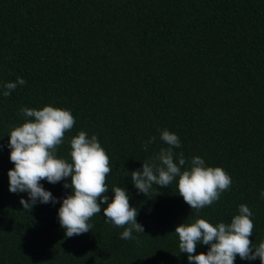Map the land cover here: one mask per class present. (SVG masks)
Segmentation results:
<instances>
[{
	"label": "trees",
	"instance_id": "1",
	"mask_svg": "<svg viewBox=\"0 0 264 264\" xmlns=\"http://www.w3.org/2000/svg\"><path fill=\"white\" fill-rule=\"evenodd\" d=\"M17 78L26 84L3 96L2 85ZM46 104L75 119L56 155L71 162L70 139L96 135L112 169L109 201L114 186L125 187L145 233L121 239L124 229L106 222L103 204L90 231L67 237L58 209L71 177L42 180L57 202L30 211L20 203L27 192L9 191L10 129L24 122L22 108ZM158 128L180 138L175 153L231 177L199 213L175 182L145 196L131 181V171L167 147ZM262 191L264 0H0V264H189L175 227L190 215L229 223L241 204L253 213L249 239L258 245ZM209 247L198 243L196 254ZM234 264L261 262L237 255Z\"/></svg>",
	"mask_w": 264,
	"mask_h": 264
},
{
	"label": "clouds",
	"instance_id": "2",
	"mask_svg": "<svg viewBox=\"0 0 264 264\" xmlns=\"http://www.w3.org/2000/svg\"><path fill=\"white\" fill-rule=\"evenodd\" d=\"M24 84L26 81L22 78L3 84V96H9L17 85ZM21 114L25 117L24 122L12 127L8 134L10 160L14 164V168L8 170V177L10 192L28 194L29 199H20L23 209L30 211L38 201L55 204L57 198L43 187L41 181L56 184L71 177L70 184L65 181L63 185L66 189L71 188V192L62 198L58 209L60 226L67 237L90 231L92 225L88 221L101 212L103 204L107 205L103 208L106 222L124 229L120 233L121 239H133V231L145 233L144 226L137 221V208L129 203L125 187L114 186L111 189L114 195L109 201L106 177L112 169L96 135L89 138L85 131H79L73 136L69 162L56 153L65 133L75 124L71 112L46 104L40 109L24 107ZM157 130L167 147H161L150 162H143L141 169L131 171V181L138 192L147 196L154 185L169 187L175 182L178 194L193 209L192 213H199L229 189L232 180L222 167L206 166L200 156L186 160L182 152L173 151V148L181 147L180 138L167 128ZM155 140V136L150 137L142 145L144 150L147 151L148 145ZM261 196L264 197V191ZM252 216L245 204L239 205L238 214L231 217L229 223L213 225L204 218L196 216L193 219L190 215L175 227L179 251L187 253L189 264H234L237 255L242 260L259 258L264 264V239L258 245L249 239L254 228ZM198 243L210 245L206 253L196 254Z\"/></svg>",
	"mask_w": 264,
	"mask_h": 264
}]
</instances>
